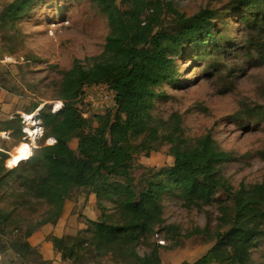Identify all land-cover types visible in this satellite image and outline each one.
<instances>
[{"label":"trees","instance_id":"trees-1","mask_svg":"<svg viewBox=\"0 0 264 264\" xmlns=\"http://www.w3.org/2000/svg\"><path fill=\"white\" fill-rule=\"evenodd\" d=\"M35 1L25 0L3 18L17 17ZM94 1L110 32L92 64L75 59L62 71L58 88L62 110L51 113L46 107L42 112L45 137H55L56 143L42 144L9 171L2 167L8 154L0 151V188L9 185V207H0V255L13 252L14 259L26 264L36 254L38 264H49L30 237L58 223L74 191L86 188L96 196L98 218L88 219L71 244L67 236H48L65 260L92 255L114 256L128 264H161L159 249L142 256L137 247L161 231L180 241L179 227L164 225L161 200L170 195L192 205L219 203L221 211L216 244L194 262L181 264H251L252 249L264 239V182L242 183L235 189L223 172L234 156L211 132L188 137L179 112L168 119L154 113L161 86L178 82L176 57L183 48L213 42L212 52L228 53L215 28L218 11L205 8L187 15L165 0H124L122 5L116 0ZM230 6L252 12L243 19L247 41L264 60V0H231ZM252 31L263 36L257 39ZM92 84H108L116 92L117 106L86 119L78 104L84 87ZM38 105L34 103L30 111ZM11 128L15 131L16 126L9 121ZM74 138L76 148L70 144ZM165 143L171 144L174 163L155 170L138 187L133 175L136 156L157 151ZM107 201L115 202L116 214L108 213ZM82 233L86 237L81 238Z\"/></svg>","mask_w":264,"mask_h":264},{"label":"rangeland","instance_id":"rangeland-1","mask_svg":"<svg viewBox=\"0 0 264 264\" xmlns=\"http://www.w3.org/2000/svg\"><path fill=\"white\" fill-rule=\"evenodd\" d=\"M24 1L0 0V64H3L0 82L26 94L25 99L32 97L30 103H46L48 108L50 102L60 100L58 88L62 71L69 69L75 59L86 66L92 64L104 50L110 26L94 0H36L30 10L21 11L14 18H3L5 13L9 14V9ZM116 1L122 5L124 0ZM165 1H172L187 15L205 8L217 10L215 28L221 31L219 43L228 46V53L212 52L215 50L213 42L183 48L181 55L176 57L178 82L161 86L162 96L155 100L154 113L168 119L172 113L179 112L188 137L198 138L211 132L220 147L234 156L223 165V172L235 189L242 183L264 182V60L248 43L249 30L243 23L245 15L252 12L234 9L230 6L231 0ZM251 33L257 39L263 36L260 32ZM8 57L16 62L9 63ZM12 123L16 128L9 141L0 135V146L9 151L3 159L2 167L6 171L16 168L6 167L5 160L10 158V153L14 161L19 160L14 148L23 137L20 117ZM96 125L93 121V126ZM45 141L46 137L42 138L40 146ZM77 142L74 138L70 144L76 148ZM170 146L165 143L157 151L136 156L133 175L138 187H143L155 170L174 163ZM0 192V207H9V185L1 186ZM161 201L164 225L178 226L181 239L175 242L171 234L161 231L137 247L140 255H147L157 248L161 264H181L194 262L216 244L215 233L221 229L219 203L192 205L181 197L170 195H165ZM106 205L108 213L116 214L115 202L107 201ZM99 215L95 194L79 188L67 201L58 223L46 225L30 238L44 245L49 256L51 252L55 253V259L63 264H128L114 256L88 255L65 260L61 251L52 249L50 242H45V236L63 230L71 244L87 226L88 219H97ZM60 223L63 224L58 229ZM81 235V238L86 237V233ZM251 257V264H264V239L252 249ZM14 258L13 252H7L0 255V264H24L20 258ZM29 258L32 263L26 264L40 263L36 254Z\"/></svg>","mask_w":264,"mask_h":264},{"label":"built area","instance_id":"built-area-1","mask_svg":"<svg viewBox=\"0 0 264 264\" xmlns=\"http://www.w3.org/2000/svg\"><path fill=\"white\" fill-rule=\"evenodd\" d=\"M9 63L16 62V59L8 57ZM46 103H40L33 111H21L20 119L22 123L23 137L21 142L15 146L14 152L19 156V160L14 162L13 154L5 160L6 167H17L21 162L28 160L36 149L40 147V141L45 137V128L42 119V112L46 108ZM48 110L51 113L60 112L64 106L62 100L50 102ZM117 106L116 92L108 84H92L84 87L80 96L78 107L81 114L86 119H93L95 115L104 114L115 109ZM3 139L9 140L10 134L7 132L0 134ZM55 137H47L45 144L54 145ZM19 147L18 149H16ZM13 152V153H14Z\"/></svg>","mask_w":264,"mask_h":264},{"label":"crops","instance_id":"crops-1","mask_svg":"<svg viewBox=\"0 0 264 264\" xmlns=\"http://www.w3.org/2000/svg\"><path fill=\"white\" fill-rule=\"evenodd\" d=\"M1 61L2 60H0V62ZM1 66H3L2 63L0 64V68H1ZM26 96H27L26 94L19 93L15 90L11 89L10 87H7L3 82H0V134L7 132V133H10V135H11L14 130H13V128L9 129V121H13L18 116L20 117L19 113L21 111H26V112L30 111L29 108L33 104L30 102H31V99H33V98L30 96L31 97L30 99H29V97H27V99H25ZM40 103H42V102H39V104ZM3 140H5V139H3ZM2 145H4V144H2ZM0 151L6 152L9 155V151L5 150V148H3L1 146H0ZM62 224L63 223H60V225L58 226V229L61 228ZM59 231H60L59 234H55V235L64 236L65 232L63 230H59ZM48 236L49 235L45 236V238L47 239V241H45V242H47V243L50 242L51 248L53 249L54 248L53 243L50 240H48ZM30 241L32 242V244L39 247L41 253L43 254L44 259L46 261H49V264H63L62 261L60 262L58 260V258L55 259V253L53 254V252H51L52 250H50L52 255L49 256V253L47 251H44V249H43L44 245L37 243V242H33L31 240V238H30Z\"/></svg>","mask_w":264,"mask_h":264},{"label":"bare ground","instance_id":"bare-ground-1","mask_svg":"<svg viewBox=\"0 0 264 264\" xmlns=\"http://www.w3.org/2000/svg\"><path fill=\"white\" fill-rule=\"evenodd\" d=\"M18 158V157H17ZM17 161V160H16ZM16 161H14V162H16Z\"/></svg>","mask_w":264,"mask_h":264}]
</instances>
